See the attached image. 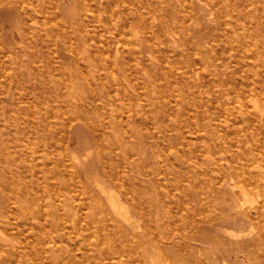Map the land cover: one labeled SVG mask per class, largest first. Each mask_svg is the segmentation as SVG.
I'll use <instances>...</instances> for the list:
<instances>
[{
    "label": "rangeland",
    "instance_id": "rangeland-1",
    "mask_svg": "<svg viewBox=\"0 0 264 264\" xmlns=\"http://www.w3.org/2000/svg\"><path fill=\"white\" fill-rule=\"evenodd\" d=\"M208 1L0 0V264H264V0Z\"/></svg>",
    "mask_w": 264,
    "mask_h": 264
},
{
    "label": "bare ground",
    "instance_id": "bare-ground-1",
    "mask_svg": "<svg viewBox=\"0 0 264 264\" xmlns=\"http://www.w3.org/2000/svg\"><path fill=\"white\" fill-rule=\"evenodd\" d=\"M210 1V3H212V1L211 0H209ZM209 1L207 2V3H209ZM212 6V5H211ZM213 8V7H212ZM117 46V45H116ZM232 182V181H231ZM102 185V184H101ZM103 186V185H102ZM96 187V186H95ZM97 188V187H96ZM103 188V187H102ZM99 189V188H98ZM103 189H105V188H103ZM101 190V189H100ZM106 191V190H105ZM107 191H108V189H107ZM113 191V190H112ZM108 193H109V191H108ZM110 193H112L111 195H114L113 194V192H110ZM115 193V192H114ZM104 194V193H103ZM106 195V194H105ZM244 196V195H243ZM105 197V196H104ZM109 197V202L110 203H108V204H110V207H112V208H117V206H118V203L120 202H117V198L115 199V197H113V196H108ZM117 197V196H116ZM106 198H107V196H106ZM105 198V200H107ZM121 204V203H120ZM123 205V204H122ZM242 207V206H241ZM113 210V209H112ZM115 210H117V209H115ZM120 210V209H119ZM127 211V210H126ZM126 211L124 210V215L126 214L127 215V213H126ZM114 212V211H113ZM119 212V211H118ZM129 213V212H128ZM118 214V213H117ZM119 216V215H118ZM122 217V216H121ZM130 220V219H129ZM128 221V220H127ZM82 231V230H81ZM83 232V231H82ZM151 241V240H150ZM180 242V241H179ZM153 246L152 245V242H151V244H149V241H147V240H145V239H142V240H140V241H137L135 244H134V246H132V248L127 252V254H128V258H129V260H125V263L126 264H139V263H141V260H142V257L141 256H146L147 254H148V252L150 251L149 249H150V247L151 246ZM133 253L135 254L134 256H133ZM183 253V252H182ZM140 257H141V259H140Z\"/></svg>",
    "mask_w": 264,
    "mask_h": 264
}]
</instances>
